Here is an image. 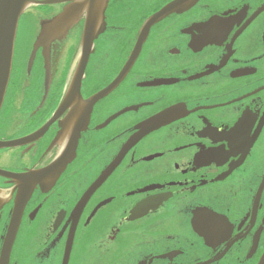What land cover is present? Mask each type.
<instances>
[{"label": "flooded vegetation", "instance_id": "obj_1", "mask_svg": "<svg viewBox=\"0 0 264 264\" xmlns=\"http://www.w3.org/2000/svg\"><path fill=\"white\" fill-rule=\"evenodd\" d=\"M173 1L107 0L79 91L87 100L107 90L89 110L71 161L51 186L35 184L20 212L17 183L0 174V264L261 261L264 0H191L142 33ZM74 2L34 4L19 18L0 140L53 120L38 138L0 148L1 170H41L66 150L70 108L60 105L86 11L65 38L38 46L29 69L28 59L41 22ZM170 109L125 149L145 121Z\"/></svg>", "mask_w": 264, "mask_h": 264}, {"label": "water", "instance_id": "obj_2", "mask_svg": "<svg viewBox=\"0 0 264 264\" xmlns=\"http://www.w3.org/2000/svg\"><path fill=\"white\" fill-rule=\"evenodd\" d=\"M64 1L76 2L64 8L63 11L53 18L41 22L40 31L34 41L33 48L28 59V69L32 65L38 46L43 45L44 43H49L51 40H62L65 38L69 28L79 15V12L81 9H84L86 11V16L80 41L79 59L65 97L60 105L61 108H70L68 120L66 124H63V127H66V125L70 124L69 127L65 129H70L68 135L69 143L67 144L65 148L66 150L61 157L41 170L30 171L25 174H13L0 169L1 175L13 179L19 187V192L15 200V208L18 210V212H20V209L23 207L35 184L39 183L40 186H51L59 176L60 172L71 161L75 153V146L78 136L80 132L86 127L89 110L91 109L93 103L102 97L107 90L103 89L87 100H82L79 91L81 78L84 74L85 64L88 60L90 52L93 49V40L100 32H102L104 28V10L107 0H0V108L4 100L10 77L14 42L20 16L31 5L54 4ZM190 1L191 0H175L166 4L158 12L150 16L145 21L144 25L142 26V33L146 32L150 25L153 24L157 19L175 10L181 4H186ZM137 45H139V41L137 42ZM136 48L138 47L136 46ZM135 51L136 49L134 52ZM133 58L134 56L132 55L131 60H133ZM49 66V58L47 54L45 55L46 80H48L50 74ZM124 73L125 72L123 69L121 76L124 75ZM172 113L173 110H166L156 117L145 121L140 126L138 134L131 137V140L126 141L125 149L136 142L132 140H135L136 138L138 139V137L144 133L155 128L161 122H164L169 118V116L172 115ZM52 120L53 119L46 123L43 128H40L25 138L18 140H0V148L12 146L16 144V141H30L38 138ZM17 220L18 216L14 217L13 224H16ZM10 243L11 239L8 244L10 245ZM258 264H264V256Z\"/></svg>", "mask_w": 264, "mask_h": 264}, {"label": "rangeland", "instance_id": "obj_3", "mask_svg": "<svg viewBox=\"0 0 264 264\" xmlns=\"http://www.w3.org/2000/svg\"><path fill=\"white\" fill-rule=\"evenodd\" d=\"M27 10V9H26ZM25 12V11H24ZM73 38H74V33H72V35H70L69 36V38L66 40V42H64V45L67 47V46H69V45H71L72 44V40H73ZM63 45V46H64ZM71 49V48H70ZM68 53L67 52H65L64 54H63V56H62V60H61V67H64L65 65H66V62H67V59H68ZM72 59V58H71Z\"/></svg>", "mask_w": 264, "mask_h": 264}]
</instances>
